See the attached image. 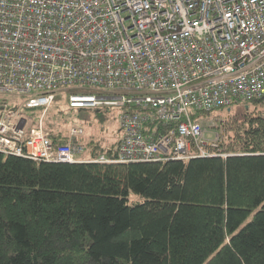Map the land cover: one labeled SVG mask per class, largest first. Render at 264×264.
<instances>
[{
    "label": "built area",
    "instance_id": "2783aa9c",
    "mask_svg": "<svg viewBox=\"0 0 264 264\" xmlns=\"http://www.w3.org/2000/svg\"><path fill=\"white\" fill-rule=\"evenodd\" d=\"M58 90L73 108L120 109L108 155L81 156L74 120L52 142L43 114ZM0 94L42 106L29 125L0 96L2 153L70 163L218 154L206 148L218 133L205 138L192 114L264 95V0H0Z\"/></svg>",
    "mask_w": 264,
    "mask_h": 264
},
{
    "label": "trees",
    "instance_id": "16d2710c",
    "mask_svg": "<svg viewBox=\"0 0 264 264\" xmlns=\"http://www.w3.org/2000/svg\"><path fill=\"white\" fill-rule=\"evenodd\" d=\"M10 104L35 108L29 125L37 123L42 106ZM235 104L236 113L215 115L221 138L206 148L218 154L186 161L70 163L0 152V264H264V95ZM55 105L43 120L59 144L72 120L62 128ZM102 108H92L99 118ZM78 138L86 159L108 155L104 140L84 130Z\"/></svg>",
    "mask_w": 264,
    "mask_h": 264
},
{
    "label": "rangeland",
    "instance_id": "374dc122",
    "mask_svg": "<svg viewBox=\"0 0 264 264\" xmlns=\"http://www.w3.org/2000/svg\"><path fill=\"white\" fill-rule=\"evenodd\" d=\"M0 96L4 97L9 103H20L21 101L20 97L17 95L0 94ZM55 98L56 105L51 107L50 110L54 115L59 111L56 115L60 118L66 117V119L62 121V128L66 129L67 123L74 120L80 122L85 137L92 136L97 139H102L105 141L104 144L106 145H110L111 142L120 139L121 131L117 123V115L120 111L118 107L109 106L102 108V117L99 118L92 108H68L66 98L64 97V91L62 90L55 94ZM2 108H0V111ZM239 109L240 106L234 103L231 108L224 107L213 110L211 116L207 118L200 116L199 120H201V124L204 127L205 138L214 137L216 132L219 138H221V129L215 115L224 117L226 114L236 113ZM21 114L25 117L34 116V114H36V109H25L21 111ZM81 156H87V152H84Z\"/></svg>",
    "mask_w": 264,
    "mask_h": 264
}]
</instances>
